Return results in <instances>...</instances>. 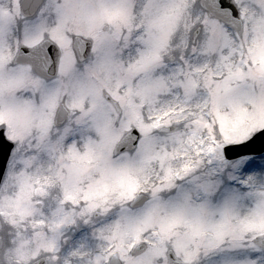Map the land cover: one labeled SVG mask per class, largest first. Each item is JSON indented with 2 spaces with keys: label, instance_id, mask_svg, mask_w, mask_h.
<instances>
[{
  "label": "snow or ice",
  "instance_id": "6c2138e0",
  "mask_svg": "<svg viewBox=\"0 0 264 264\" xmlns=\"http://www.w3.org/2000/svg\"><path fill=\"white\" fill-rule=\"evenodd\" d=\"M0 264H264V0H0Z\"/></svg>",
  "mask_w": 264,
  "mask_h": 264
}]
</instances>
